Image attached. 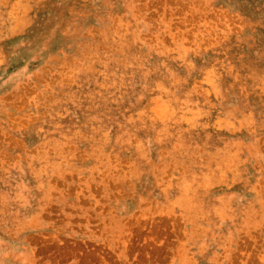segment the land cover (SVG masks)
I'll return each instance as SVG.
<instances>
[{
    "label": "rangeland",
    "instance_id": "374dc122",
    "mask_svg": "<svg viewBox=\"0 0 264 264\" xmlns=\"http://www.w3.org/2000/svg\"><path fill=\"white\" fill-rule=\"evenodd\" d=\"M0 264H264V0H0Z\"/></svg>",
    "mask_w": 264,
    "mask_h": 264
}]
</instances>
